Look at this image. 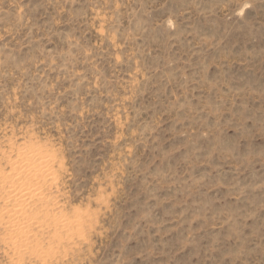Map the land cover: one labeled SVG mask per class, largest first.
I'll list each match as a JSON object with an SVG mask.
<instances>
[{
    "label": "rangeland",
    "instance_id": "1",
    "mask_svg": "<svg viewBox=\"0 0 264 264\" xmlns=\"http://www.w3.org/2000/svg\"><path fill=\"white\" fill-rule=\"evenodd\" d=\"M0 217V264H264V0H0Z\"/></svg>",
    "mask_w": 264,
    "mask_h": 264
},
{
    "label": "bare ground",
    "instance_id": "2",
    "mask_svg": "<svg viewBox=\"0 0 264 264\" xmlns=\"http://www.w3.org/2000/svg\"><path fill=\"white\" fill-rule=\"evenodd\" d=\"M32 163H36V161H32ZM33 166H35L36 168H35V170L36 171H40L42 174H48L49 172H50V170L49 169H43V167H45L46 168V166H45V164L44 163H41V164H35V165H33ZM43 177L45 176V175H42ZM38 177V176H37ZM35 179V178H34ZM48 179V178H47ZM36 180V179H35ZM45 180V179H44ZM34 181V180H33ZM45 182H47L46 180H45ZM44 182V183H45ZM30 183V182H29ZM25 184V183H24ZM42 184V183H41ZM38 185V184H37ZM44 186V185H43ZM37 187V186H36ZM35 187V185H33V186H31V187H27V188H25V189H20L19 191L17 190V188H18V186H16V185H12V186H10V189L8 190V191H5V192H3V194L5 193V197L7 198V200L11 203V206H12V208H11V210H10V208H7L6 209V212H5V214H9L10 213V217H14L15 219H20L21 217H23V215L26 213V211H27V209H28V207L29 208H31V206L32 205H34L35 203H36V201H38V200H41V198L40 197H38V198H36L38 195H40L39 193H42L43 194V205L45 204V205H47V204H49L48 202L49 201H47L46 199V197L44 196V192H42L41 191V188L43 189V187H37L36 188ZM16 192V194L14 195V193ZM51 201V200H50ZM23 202V204H21ZM13 203V204H12ZM16 204V205H15ZM45 205H44V207H45ZM50 207V206H49ZM47 208V207H46ZM45 208V209H46ZM48 209V208H47ZM10 210V211H9ZM30 212V210H28V213ZM48 213V212H47ZM5 214H3V215H5ZM26 215H27V213H26ZM48 215V216H47ZM46 215V217H50L49 215L50 214H47ZM27 216H29V214L27 215ZM26 216V217H27ZM55 216V215H54ZM8 217V216H7ZM52 217V216H51ZM58 217V216H57ZM1 218V217H0ZM29 218V217H28ZM54 218V217H53ZM13 219V218H12ZM27 218H25L24 220H26ZM59 219H61V220H58V219H55V220H58L59 222H64L63 220H62V218H59ZM22 218H21V221H24ZM28 220V219H27ZM52 220V219H51ZM66 220V219H65ZM16 221V220H15ZM67 221V220H66ZM17 223H18V221H16ZM23 223L24 222H22L21 224L23 225ZM14 224H15V222H14ZM19 224V223H18ZM24 224H27V222H25ZM20 225V224H19ZM18 225V226H19ZM22 225H20V226H22ZM28 226V224L25 226V227H27ZM11 228H13V224H12V226H11ZM21 228V227H20ZM20 228H18L17 227V230L19 229L20 230ZM29 228V227H28ZM28 228H26L27 230H28ZM23 229V228H22ZM20 230L21 232H20V236L22 235L21 233H22V231L23 230ZM26 229L24 228V232L26 231ZM13 232H14V230H13ZM27 232V231H26ZM25 232V233H26ZM29 232V231H28ZM14 233H16L17 234V232H14ZM13 233V234H14ZM19 233V232H18ZM24 234V233H23ZM29 234V233H28ZM27 234V235H28ZM27 235H23V237L24 236H27ZM15 236V235H14ZM16 237V236H15ZM18 237V236H17ZM16 237V238H17ZM19 239H20V237H19ZM24 239H26V237L24 238Z\"/></svg>",
    "mask_w": 264,
    "mask_h": 264
}]
</instances>
